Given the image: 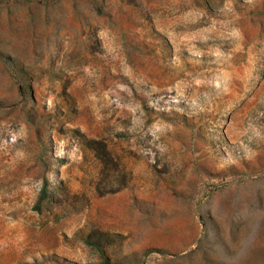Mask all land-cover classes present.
Instances as JSON below:
<instances>
[{"label":"rangeland","instance_id":"374dc122","mask_svg":"<svg viewBox=\"0 0 264 264\" xmlns=\"http://www.w3.org/2000/svg\"><path fill=\"white\" fill-rule=\"evenodd\" d=\"M0 264H264V0H0Z\"/></svg>","mask_w":264,"mask_h":264}]
</instances>
